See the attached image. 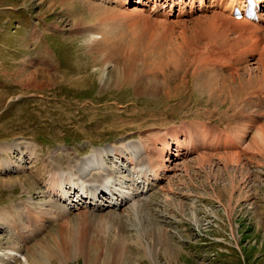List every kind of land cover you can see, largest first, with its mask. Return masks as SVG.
Returning <instances> with one entry per match:
<instances>
[{"label": "rangeland", "instance_id": "obj_1", "mask_svg": "<svg viewBox=\"0 0 264 264\" xmlns=\"http://www.w3.org/2000/svg\"><path fill=\"white\" fill-rule=\"evenodd\" d=\"M119 7L0 0V264H264V34L249 39L225 24L229 33L204 37L196 26L206 13L160 21ZM183 29L196 35L177 46ZM97 34L103 46L95 50ZM232 37L238 47L228 46ZM153 58L171 62L164 64L174 76L171 96L163 79L154 95L117 82L128 66L162 75L148 70ZM199 73L223 102L197 88ZM198 123L222 129L232 146L215 157L186 151L135 209L128 202L100 210L90 198L78 208V189L67 184L66 200L49 189L48 172L106 146L124 147L128 158L130 142L213 138L200 128L192 134ZM105 158L117 174L133 172L119 156ZM147 159L156 166L154 156Z\"/></svg>", "mask_w": 264, "mask_h": 264}, {"label": "bare ground", "instance_id": "obj_2", "mask_svg": "<svg viewBox=\"0 0 264 264\" xmlns=\"http://www.w3.org/2000/svg\"><path fill=\"white\" fill-rule=\"evenodd\" d=\"M101 1L116 4L117 6H120L119 7L120 9L123 8V6L130 9L125 13H129L130 11L131 14L132 13L137 14V13L142 12L141 10H143L147 12L150 11L151 13H153L154 15L158 17L170 16L174 18L186 15L185 12L187 11L188 7H190V9L193 10V12H196V14H203L205 13V11H210L212 8H217L218 10H213L210 12V14L206 13L207 15L204 14L205 16H200L198 18L199 21H201V18L204 21V24L202 23L201 25L196 26L198 28H201L202 36L204 37L208 36L209 35L208 31L213 30V29H223L225 33H229L230 29L228 27L223 28L225 24H230V25L233 24L232 26L236 33H243L247 35V37H250L249 39H251L252 36H256V35L251 34L250 32H255L258 35V37L264 34V0H254L256 8L259 9L256 20H249L247 18L237 19L234 17L235 8L240 7L241 9H244L246 6V0H161L160 3L158 4H157L158 0H134V1H131V0H125V1L101 0ZM131 2L136 4L137 7L133 8V6L129 5ZM150 3L152 4L150 5ZM141 15L142 14H140V16ZM159 20L167 21L169 19L167 20L159 19ZM182 20L183 19H181V21ZM182 32L183 33L181 34V38L183 39V42L177 46L185 45L187 43V42L185 43V40L188 38V35H191L193 38L196 35V33H193L191 30L183 29ZM99 35L100 34H97L96 36H94L95 40L98 42V44L95 47V50L103 46L102 40H98ZM191 36H189V39H192ZM252 41H255V40H252ZM228 46H230V48L238 47L236 37L231 38L230 44ZM166 55H169V54H166ZM162 56H165V53H158L155 57H162ZM152 61H155L157 65L150 66L148 70L149 69L153 71L162 70V75H159V73H155V72H153L152 74L150 73L151 72L150 70H149L150 72L146 73L147 71L143 72L141 68L139 67L128 66L123 69V76H116L117 82L118 83L122 82V83L133 85L135 88V91L138 93H141V90L144 87L146 94L154 95L157 92L158 83L161 81V79H163L165 82L163 92L169 96L171 94V91L167 83L173 76V73H169V72L166 73L167 70L165 69L168 66H164V64H169L171 62L164 63L163 61H157L156 58H153ZM173 63L175 64L176 62H173ZM253 64H256V62H253ZM258 68H259V72L261 73V77H262L260 78L262 81H264V61L260 64ZM169 70L171 71V69ZM175 70L177 71L179 69H175ZM202 71L205 74L212 75L211 73H207V71L205 70H202ZM197 76H198L196 79L197 88L201 90L202 92H206L209 95L210 99L216 100L215 96H218V95L215 92H207L205 90V84L202 81H200L202 79V75L199 73ZM241 91H243V89ZM237 93H240V92H237ZM218 98L220 99L219 96ZM221 102L223 101L221 100ZM263 123H264V120H263ZM200 126H203L204 129L201 128ZM194 127L190 129L192 134L197 132V130L200 128L201 130L212 131L213 133L211 135L213 138L211 137L210 139H207L206 137L203 138V135L198 134L196 136L191 135L189 139H181L177 134H174V135L172 134L171 136L175 137V139L172 137V140H173L172 142L168 141L165 143V142L156 141L154 142L152 147L142 145V144L139 145L137 143L134 144L130 142L126 144V147H130L133 149L134 156H131L128 158H126L123 154L127 152L124 150V147H119L117 150L114 147L106 146L104 148H100V150H96L94 154L81 159L80 163L77 162L74 165L69 166L68 170L64 171L63 169H61L57 171L54 170V171L48 172L47 184L49 185V189L55 195L56 194L58 196L60 195L62 199H65L68 194L67 192L68 190H65V189L67 188V184H69L70 187H72L75 191H77L78 188L81 189L82 190L81 195L83 198H86V199L90 198L94 201H97L95 202L97 204H95L94 207L97 206V208L100 210L106 207H111L115 209L116 207H119L128 202H131L130 205H132L135 209L136 206L141 203L139 202L140 199L145 198L146 194L149 191L156 190L157 187L160 188V180H161L160 173L161 172L163 171L170 172L172 169H173L172 171L176 170L177 167L173 166L174 164L177 165L178 163L176 162L177 160L175 158H180V156H182L184 153H186L187 155L188 152L186 151L193 152L196 150H201V152H203L201 154V158L211 157V156L215 157V156H218L216 154L221 153L220 152L221 149H222L221 151L225 152L226 148L232 146V143H228L226 139L227 137H224L223 134L221 133L222 129L221 130L217 129V126L216 128L213 127L212 129H210L204 126V124L198 123L197 129L194 130ZM259 129L264 130V127H261ZM233 130L236 131V129H233ZM157 144H161V147H159ZM174 145H176L179 148L173 147L172 150H174L175 152L169 151L168 149L169 146H174ZM15 146H19V145H15ZM182 146H185L184 148L185 151L183 153L182 152L180 153ZM4 152H8V149H6V151ZM113 154H115L116 156H119V158L124 159V161H127L128 164L132 165L131 168L133 172L125 173V174H119V173L117 174L116 172H114L109 167V165L104 159L106 155H113ZM147 155L154 156V159L157 160L156 166L155 164L153 165L152 160L147 159ZM219 158L223 160L224 156H220ZM126 181H129L130 184L126 185V183H128ZM162 187H165V186H162ZM101 193H105L106 195L108 194V198H106L107 202H103V201L98 202L97 199L95 200L97 195H100ZM1 216L3 215H1L0 213V217ZM13 224H16L15 220L14 222H12V225ZM34 261L37 264H42L41 258H34ZM21 264L23 263L21 262ZM25 264H29V262L27 261L25 262Z\"/></svg>", "mask_w": 264, "mask_h": 264}]
</instances>
